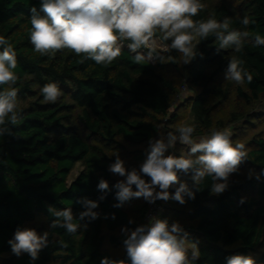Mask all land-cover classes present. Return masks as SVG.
<instances>
[{
	"label": "trees",
	"instance_id": "1",
	"mask_svg": "<svg viewBox=\"0 0 264 264\" xmlns=\"http://www.w3.org/2000/svg\"><path fill=\"white\" fill-rule=\"evenodd\" d=\"M201 2L206 7L194 20H207L211 15L222 22L228 17L231 29L247 31L249 37L240 52L233 47L218 51L219 42L213 35L200 41L197 55L184 65L188 77L177 87L175 80L163 73L178 66L182 54L176 50L157 48L165 58L163 63H137L136 53L127 47L130 41H123L120 56L107 65L69 49L41 55L30 41L31 9L35 7L44 15L41 0H0V36L16 52L13 71L18 77L13 85L17 89L18 122L11 124L6 118L0 126L6 129L0 135V264H101L104 257L130 264L123 242L131 231L146 225L148 201L131 216L126 205L136 198L122 204L116 199L114 185L118 181L109 171L116 155L131 157L126 170L139 171L149 142L166 137L163 118L183 83L187 89L189 85L197 89L191 101L196 133L209 131L214 126L209 100L217 95L228 97L230 86L224 88L220 76L232 56L243 60L242 67L252 76L251 82L247 78L243 82L247 91L238 87L241 97L251 101L264 93V45L254 43L257 34L264 37V0ZM245 16L250 20L247 26L242 23ZM154 38L162 39L159 33ZM140 51L146 55L148 50ZM53 82L61 95L56 102H45L41 88ZM7 87L0 86V90ZM77 108L85 135L69 125ZM176 117L174 113L168 120L173 122ZM252 143L246 161L258 170V176L218 195L211 192V176L198 185L194 181L187 184L195 198L185 195L189 208L179 210L178 215L186 219L180 224L181 235L186 234L200 253L195 264H226V258L235 254L250 255L256 264H264V136ZM78 164L80 172L69 181ZM101 179L108 182L109 190H98ZM144 179L150 182V177ZM84 198L98 202L93 209L96 218L78 219L85 211ZM64 208H70L77 218L74 222L81 225L76 233L51 227L48 244L35 261L26 252H12L9 241L18 228L40 216L51 225L56 218L50 209ZM167 208L161 220L171 226L174 221L164 219ZM106 231L112 245L124 247L123 253L113 255L106 249Z\"/></svg>",
	"mask_w": 264,
	"mask_h": 264
},
{
	"label": "clouds",
	"instance_id": "2",
	"mask_svg": "<svg viewBox=\"0 0 264 264\" xmlns=\"http://www.w3.org/2000/svg\"><path fill=\"white\" fill-rule=\"evenodd\" d=\"M205 7L201 0H41L44 15H40L35 7L31 9L30 41L41 55L69 49L102 65L110 64L120 56L123 41H130L127 47L136 53L134 60L137 63L145 60L163 63L165 58L157 52L154 40L157 33L163 40L171 41L163 51L176 50L182 54L185 64L197 55L199 42L210 35L219 42L218 51L233 47L240 52L249 33L231 29L228 17L222 22L211 15L207 20H194L193 17ZM242 23L247 26L249 18L245 16ZM254 43L264 45V37L257 34ZM0 47L3 49L0 51V86L8 85L0 90V126H3L6 118L11 124L18 122L17 89L13 87L18 77L13 71L17 66L16 52L4 36H0ZM142 48L148 50L146 55L140 51ZM243 63L232 56L225 79L237 84H242L245 78L251 82L252 76L242 67ZM41 92L45 102H56L61 95L55 82L45 84ZM5 131L0 127V135ZM194 131L193 126H181L175 132H168L166 137L150 141L147 157L139 171L135 168L126 170L124 161L117 154L109 171L125 179L114 185L116 199L122 204L132 198L142 197L148 202L171 198L184 204L185 195L194 199L195 194L187 183L179 180L177 173L181 172L192 174L197 185L205 176H211V192L223 193L228 187L229 176L238 170L247 156L245 145H233L228 131H212L210 136L197 142L193 139ZM178 141L190 146L187 155L169 153ZM141 174L150 177V182H146ZM133 185L137 190L133 191ZM173 185L178 186L170 195L168 190ZM97 187L102 192L109 190L108 182L103 179ZM82 205L85 211L80 212L79 220L96 218L93 209L98 207L97 201L84 198ZM50 211L56 218L51 227H62L70 234L81 227L74 222L77 218L70 208ZM181 233L179 223L169 226L166 220L155 217L149 225L138 226L123 242L130 264H195L200 253L196 245L187 240L186 234ZM48 236V232L41 235L33 228H18L9 244L14 254L26 252L35 261L40 250L47 246ZM101 264L126 262L104 257ZM226 264H256V261L250 255L235 254L226 258Z\"/></svg>",
	"mask_w": 264,
	"mask_h": 264
},
{
	"label": "rangeland",
	"instance_id": "3",
	"mask_svg": "<svg viewBox=\"0 0 264 264\" xmlns=\"http://www.w3.org/2000/svg\"><path fill=\"white\" fill-rule=\"evenodd\" d=\"M154 40L157 48L160 50H163L166 45H169L167 41L160 38H154ZM184 65L185 63H183V57H181L177 67L171 66L169 70L163 71L166 76L175 80L177 87L188 77ZM225 73L226 72H223L221 74L220 81L223 83L224 88L230 86V91L227 98H222L219 95L210 97L209 105L212 107V112L214 115V126L209 131H206L203 134L196 133L197 123L191 112V101L194 98L197 89L192 88V86L189 85V88L182 93L181 98H174L168 116L163 118L162 132L168 133L167 130H169V132H175L176 129L181 126H193L195 129L193 132V139L198 142L201 138L210 136L212 131H228L230 133V138L233 145L241 143L244 144L246 152L253 148V139L264 136V93L261 94L260 98L251 101L242 98L238 92V87L241 86L247 91L246 86L243 83L237 84L235 81L225 79ZM78 113L79 109L77 108L73 118L69 122V125L75 127L80 134L85 135L86 130L78 118ZM174 113H177V117L173 122H170L168 119L171 118L172 114ZM177 151L180 152L181 155H187L190 152V146L181 144L178 141L175 147L169 150V153L174 154ZM197 155H199V153H197ZM120 157H122L121 159H123L125 167H127L129 163L133 161L131 157H126V159L122 155H120ZM81 168V165L78 164L75 170L72 172L69 181L73 180L78 175ZM258 174V170L249 164L245 158L239 165L238 170L229 176L227 188L235 185H241L245 181L258 176ZM141 175L144 179V175ZM177 175L181 182L188 184L189 182L193 181L192 174L185 175L181 172L177 173ZM114 178L117 181L125 179V177H121L116 174H114ZM177 186L178 185H173L169 188L168 191L170 195L174 194ZM157 191H159V189H157ZM184 199V204H180L178 201H175L171 198L167 201L161 200L164 201L168 207L165 212L164 219L169 218L173 220L174 223H179V225L186 222V219L183 216L178 215L179 210H185L189 208L187 197L185 196ZM146 202L147 201L142 197L136 198L134 201H131L126 205V209L130 212L131 216H133L137 213L136 209L141 204ZM25 228H33L38 234L42 235L44 232H50L51 225L45 216H40L36 220L27 223ZM106 234V249L109 250L113 255L123 253L124 247L112 245L108 238V235L110 234L109 231H106ZM8 255L9 254H6L5 256Z\"/></svg>",
	"mask_w": 264,
	"mask_h": 264
},
{
	"label": "built area",
	"instance_id": "4",
	"mask_svg": "<svg viewBox=\"0 0 264 264\" xmlns=\"http://www.w3.org/2000/svg\"><path fill=\"white\" fill-rule=\"evenodd\" d=\"M187 85L185 83L182 84L180 91L175 95V99L181 98L182 93L186 91ZM167 205L164 201L156 200L155 202H148L147 210L145 213L144 221L146 225L150 224V221L153 217L157 219H162L163 212L165 211Z\"/></svg>",
	"mask_w": 264,
	"mask_h": 264
}]
</instances>
